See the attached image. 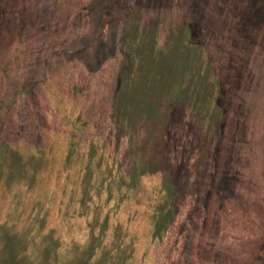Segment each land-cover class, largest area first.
I'll list each match as a JSON object with an SVG mask.
<instances>
[{"label":"rangeland","instance_id":"obj_1","mask_svg":"<svg viewBox=\"0 0 264 264\" xmlns=\"http://www.w3.org/2000/svg\"><path fill=\"white\" fill-rule=\"evenodd\" d=\"M0 264H264V0H0Z\"/></svg>","mask_w":264,"mask_h":264}]
</instances>
